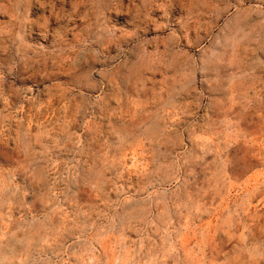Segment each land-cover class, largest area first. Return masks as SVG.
<instances>
[{
	"label": "rangeland",
	"instance_id": "1",
	"mask_svg": "<svg viewBox=\"0 0 264 264\" xmlns=\"http://www.w3.org/2000/svg\"><path fill=\"white\" fill-rule=\"evenodd\" d=\"M0 264H264V0H0Z\"/></svg>",
	"mask_w": 264,
	"mask_h": 264
}]
</instances>
